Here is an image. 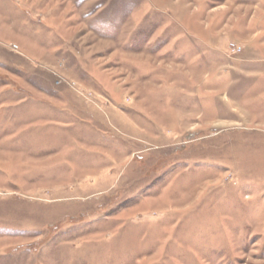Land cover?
<instances>
[{
  "label": "rangeland",
  "instance_id": "374dc122",
  "mask_svg": "<svg viewBox=\"0 0 264 264\" xmlns=\"http://www.w3.org/2000/svg\"><path fill=\"white\" fill-rule=\"evenodd\" d=\"M0 264H264V0H0Z\"/></svg>",
  "mask_w": 264,
  "mask_h": 264
}]
</instances>
